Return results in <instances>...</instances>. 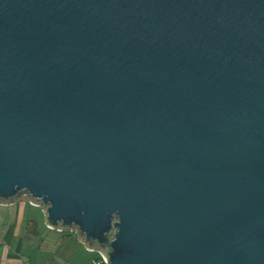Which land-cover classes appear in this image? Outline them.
Masks as SVG:
<instances>
[{"label": "water", "instance_id": "1", "mask_svg": "<svg viewBox=\"0 0 264 264\" xmlns=\"http://www.w3.org/2000/svg\"><path fill=\"white\" fill-rule=\"evenodd\" d=\"M105 264H264V0H0V204Z\"/></svg>", "mask_w": 264, "mask_h": 264}, {"label": "crops", "instance_id": "2", "mask_svg": "<svg viewBox=\"0 0 264 264\" xmlns=\"http://www.w3.org/2000/svg\"><path fill=\"white\" fill-rule=\"evenodd\" d=\"M36 208L26 197L0 204V264H68V245L73 256L83 244L68 232L47 226V232L42 231L39 217L32 211Z\"/></svg>", "mask_w": 264, "mask_h": 264}, {"label": "rangeland", "instance_id": "3", "mask_svg": "<svg viewBox=\"0 0 264 264\" xmlns=\"http://www.w3.org/2000/svg\"><path fill=\"white\" fill-rule=\"evenodd\" d=\"M19 199H21V197ZM32 211L38 215L41 230L45 231V233H46L47 228L45 229V227H46L45 223L43 226L44 217L39 214L42 211L41 208L39 207V208H36L35 210L32 209ZM51 233H52V236L55 235L53 231ZM68 234L69 235H75V233L73 231L68 232ZM42 243H43V241H42ZM70 247L71 246L68 245V264H99V263H102V259H103L102 255H100L99 253H95V252H91V251L87 250L83 246V244L81 246H79V249H77L75 251L73 256H72V251H71ZM57 261H60V260H57Z\"/></svg>", "mask_w": 264, "mask_h": 264}, {"label": "built area", "instance_id": "4", "mask_svg": "<svg viewBox=\"0 0 264 264\" xmlns=\"http://www.w3.org/2000/svg\"><path fill=\"white\" fill-rule=\"evenodd\" d=\"M99 264H105L104 260L102 259V263H99Z\"/></svg>", "mask_w": 264, "mask_h": 264}]
</instances>
